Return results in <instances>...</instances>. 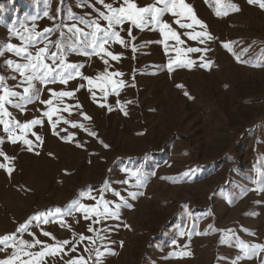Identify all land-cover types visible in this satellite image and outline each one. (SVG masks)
<instances>
[{
  "label": "rangeland",
  "instance_id": "obj_1",
  "mask_svg": "<svg viewBox=\"0 0 264 264\" xmlns=\"http://www.w3.org/2000/svg\"><path fill=\"white\" fill-rule=\"evenodd\" d=\"M0 264H264V0H0Z\"/></svg>",
  "mask_w": 264,
  "mask_h": 264
}]
</instances>
